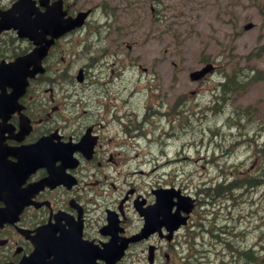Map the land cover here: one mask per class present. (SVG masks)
I'll list each match as a JSON object with an SVG mask.
<instances>
[{
	"label": "rangeland",
	"instance_id": "374dc122",
	"mask_svg": "<svg viewBox=\"0 0 264 264\" xmlns=\"http://www.w3.org/2000/svg\"><path fill=\"white\" fill-rule=\"evenodd\" d=\"M13 1L0 0V8ZM151 1L65 0L71 11H96L84 29L61 39L53 68L68 70L63 78H75L79 68L97 60L106 87L96 86L95 100L104 101L108 115L125 116V125L139 126L123 139L125 186L146 192L157 183L168 184L196 195L207 242L200 261L243 264L246 259L254 264L250 248L264 247V80L217 110L212 93L235 64L245 72L264 69V53L259 54L264 0ZM246 23L253 27L244 30ZM205 63L215 66L213 73L201 82L190 81L188 74ZM85 90L91 94L92 87ZM246 108L254 114L237 120L236 114ZM72 111L86 115L81 107ZM245 178V186L228 192L232 200L216 197L220 201L212 205L198 193L212 182L232 179L234 184ZM217 230L226 234L215 237Z\"/></svg>",
	"mask_w": 264,
	"mask_h": 264
},
{
	"label": "flooded vegetation",
	"instance_id": "af4514ba",
	"mask_svg": "<svg viewBox=\"0 0 264 264\" xmlns=\"http://www.w3.org/2000/svg\"><path fill=\"white\" fill-rule=\"evenodd\" d=\"M66 13L74 15L69 9ZM87 25L88 22L73 33ZM15 36L7 42L5 38L10 36L0 35V61L10 62L29 50L30 44ZM60 40L43 60L44 70L30 80L18 98L17 108L9 110L3 106L0 138L6 145L24 147L48 136L51 143L73 147L86 135L90 150H74L66 158L53 157L52 166L62 170V179L31 192L30 203L24 205L15 222L5 219L13 215L7 202H12L13 197L21 200L23 194L24 198L28 197V188L47 178L48 173L41 155L36 158L39 154L27 151H24V160L30 162L29 166L0 170V180L3 179L0 181V264H16L27 257L34 247L32 237L41 228L40 242H57L68 250L67 254L57 256L63 264H108V255L104 252L108 244L113 250L122 249L113 264H189L191 261L203 264L200 257L207 242L203 238L201 215L195 212L196 195L191 196L194 206L189 215H175L180 223L177 228L172 229V220L168 223L163 220L167 215H156L158 226L138 237L144 229L140 211L155 202L153 189L170 185L157 183L146 192L133 184L125 186L126 126L122 120L125 116L108 115V106L102 100H95L97 95L93 96L98 92L97 85L106 87L104 68L100 70L98 61L94 60L89 68H82L81 82L74 81L72 75L65 77L68 83L65 79L61 82V71L68 70L53 68L60 58ZM88 87H92L91 94L85 90ZM100 92L103 97L106 95L104 90ZM76 106L86 115L76 116L72 111ZM24 116L31 126L25 135ZM7 159L16 161L12 156ZM175 209V203L166 208L170 216ZM52 258L49 254L44 261Z\"/></svg>",
	"mask_w": 264,
	"mask_h": 264
},
{
	"label": "water",
	"instance_id": "95a60500",
	"mask_svg": "<svg viewBox=\"0 0 264 264\" xmlns=\"http://www.w3.org/2000/svg\"><path fill=\"white\" fill-rule=\"evenodd\" d=\"M23 5L24 13H22ZM15 12L18 13V15H15ZM32 14H35L34 18L31 17ZM63 15L64 12L61 10L60 1L54 3L51 7H47L45 12L40 13L36 12L30 0H18V2L13 3L7 11L0 14V30L14 28L17 30L19 36L27 37L37 46L30 53L24 55V57H19L14 62L8 64L7 68L9 70H1L0 77L4 76V78L7 77L10 80L17 79L16 82L14 81L16 87L9 94L12 98L16 90L20 89L23 84L25 86L26 77L32 76L34 73L41 70L40 60L45 56L47 48L51 45L53 39L75 27L80 26L83 23L87 13H79L75 18H64ZM251 27V23H248L244 26L245 29H249ZM45 35H50L51 38L46 40ZM211 70L212 65L206 64L200 70L191 72L189 76L192 80H198ZM154 194L156 196L155 204L148 210L146 209L144 212H142V215L146 216L145 220L148 224L153 222L151 220L152 215H157L160 213V211L162 212L165 210L166 205L170 203V199L173 196H178V193L172 189L157 191ZM181 201L182 204H178V207L188 212L190 208L188 198H181ZM167 215L171 214L167 213ZM172 215H178V212L176 211ZM172 219L173 222H176L175 216H173ZM175 227L176 224L174 225V228ZM36 250L34 254H36ZM105 251L107 254L111 253L110 249ZM31 262L33 261L30 259L25 261L23 259L19 264H31Z\"/></svg>",
	"mask_w": 264,
	"mask_h": 264
},
{
	"label": "trees",
	"instance_id": "16d2710c",
	"mask_svg": "<svg viewBox=\"0 0 264 264\" xmlns=\"http://www.w3.org/2000/svg\"><path fill=\"white\" fill-rule=\"evenodd\" d=\"M262 7L264 8V2L262 4ZM260 49H263V51H260L259 54H263L264 47H261ZM234 68L235 67L232 68L233 71L230 72V74L224 77L223 82L219 83L220 90H221V96H222L221 102L223 103V105H221L220 103V107L226 104L225 100L237 98L236 94H239L245 91L248 85L253 84L255 81H258V80H264V70H256L255 72H253L252 71L253 68L252 69L249 68V70L245 72L244 71L245 67L238 68V70ZM217 98L218 97H214L212 99L213 108L216 110L220 108L219 104L217 103ZM253 114H254L253 112H249L248 108H246L245 111H243L242 113L240 114L237 113L236 117H237V120H241L243 119V117L245 116L251 117ZM237 124L239 125V123ZM248 180H249L248 178H245V179H242L241 181L240 180L235 181L234 186L236 187L245 186L248 183ZM255 180L256 179L253 178L250 181L253 184H255ZM221 188H222L221 185L217 184V185H214L212 188H204L203 190L205 191L207 196H211L213 198L214 196H216V194L223 193V191H220ZM250 253L252 254V258H253V254H254V257H257L256 262L252 260L254 264H262V263L264 264V253L263 255H260L258 252H255L252 250L250 251ZM256 253H258V256L256 255Z\"/></svg>",
	"mask_w": 264,
	"mask_h": 264
},
{
	"label": "bare ground",
	"instance_id": "6f19581e",
	"mask_svg": "<svg viewBox=\"0 0 264 264\" xmlns=\"http://www.w3.org/2000/svg\"><path fill=\"white\" fill-rule=\"evenodd\" d=\"M227 87V86H226ZM229 87V86H228ZM235 183V182H234ZM207 188H212V186H207ZM200 191L198 192L199 194H201L202 195V200L203 201H206V202H208L207 200H208V197H207V194L205 193V191L203 190V189H199ZM221 190L222 191H227L226 189H224V188H221ZM204 204V203H203ZM206 204H208V203H206ZM256 255L258 256V253H256ZM249 260L250 261H257V259L253 256V258H252V255H249ZM246 259L243 261L244 263L243 264H246ZM192 262V261H191ZM190 263V262H189ZM195 264H198V262L197 261H195ZM263 264V263H262Z\"/></svg>",
	"mask_w": 264,
	"mask_h": 264
}]
</instances>
